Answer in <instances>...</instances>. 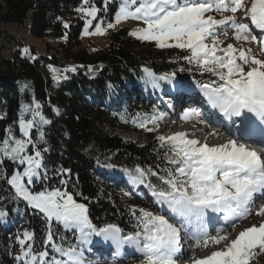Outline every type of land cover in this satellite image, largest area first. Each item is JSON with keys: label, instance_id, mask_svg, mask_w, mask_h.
Returning <instances> with one entry per match:
<instances>
[{"label": "snow or ice", "instance_id": "1", "mask_svg": "<svg viewBox=\"0 0 264 264\" xmlns=\"http://www.w3.org/2000/svg\"><path fill=\"white\" fill-rule=\"evenodd\" d=\"M109 3L117 6L114 19L97 23L96 33L103 34L132 19L142 22L143 27L129 35L141 41H154L161 49L182 50L185 54L174 59L190 65L188 72L209 75L207 80L195 81V87L204 102L230 128H235L234 138L210 144L208 138L219 136L215 130L203 141L190 138L185 131L158 136L164 167L137 164L122 169L133 189H148L158 211L130 206L133 227L126 231L117 223H93L88 205L75 198L81 194L69 189L68 179H60V187L50 186L44 159L49 149L41 144L47 143L44 126L51 121L42 115L39 102L21 105V117L13 122L18 124L19 135L10 125L0 138V180L9 186L14 201L24 202L42 219L45 231L41 250L33 247V231L26 228L22 235H16L21 248L16 261L91 264L85 258L84 246L91 244L93 237H100L111 242L115 257H120L126 247L133 249L142 257L140 264H178L185 254V245L189 249L216 248L202 257L193 254L190 264H250L256 250L264 252V220L244 228L232 239L226 228L235 230L253 211L264 217V203H260L264 201V151L244 142L257 129L264 132V0H104L105 5ZM99 11L91 0H84L80 7L79 12L86 18V35L91 34L87 25L98 18ZM230 30L240 46H222L221 37L227 38ZM253 44L259 46V56L253 54ZM64 71L75 72L76 68ZM143 72L145 83L153 88H159L161 82L173 85L178 94L192 88L191 83L177 79L175 71L158 75L144 67ZM165 116L166 113L154 111L138 127L153 132ZM198 116V110H189L182 119ZM260 143L264 146V138ZM6 161L14 165L10 174L3 168ZM69 172L59 168L55 175L63 177ZM8 214L0 207V218ZM216 221L220 227L213 235L209 226ZM54 225L64 231L54 230ZM66 233H71L72 238Z\"/></svg>", "mask_w": 264, "mask_h": 264}, {"label": "trees", "instance_id": "2", "mask_svg": "<svg viewBox=\"0 0 264 264\" xmlns=\"http://www.w3.org/2000/svg\"><path fill=\"white\" fill-rule=\"evenodd\" d=\"M103 1L91 0V4L102 15L108 9L107 15L112 18L116 4L105 6ZM83 3L84 0H0V138L10 125L19 135L18 124L13 122L21 117V105L39 102L42 115L51 121L44 126L47 143L41 144L49 149L44 159L50 186L60 187V179H68L69 189L81 194L75 198L88 205L93 223H117L131 231L128 208L142 206L129 190L110 181V171L131 169L137 164L165 166L163 151L153 137L156 130L148 132L138 123L154 111L165 113L146 101L145 96L152 99L151 92H159L166 82H161L159 88L147 85L144 67L158 75L175 71L177 79L191 83L192 88L195 81L210 77L195 70L188 72L190 65L174 59L185 54L182 50L161 49L141 41L129 35L125 26L111 32L105 47L83 43L80 35L85 17L79 12ZM26 31L44 45V50L34 43L22 42ZM13 44L15 47L7 52ZM72 67L75 72L64 71ZM24 115L31 118L28 113ZM116 127L141 129L147 133L146 141L124 139L114 132ZM106 164L115 167H104ZM3 168L10 174L14 165L6 161ZM59 168L70 172L57 176ZM10 193L9 186L0 180V207L9 213L0 218V264H18L15 257L21 248L15 237L26 228L35 234L33 247H43L42 219L24 202L14 201ZM54 230L64 231L59 225H54ZM66 235L72 238L71 233Z\"/></svg>", "mask_w": 264, "mask_h": 264}, {"label": "rangeland", "instance_id": "3", "mask_svg": "<svg viewBox=\"0 0 264 264\" xmlns=\"http://www.w3.org/2000/svg\"><path fill=\"white\" fill-rule=\"evenodd\" d=\"M103 4H104V1H103ZM105 6H107V5H105ZM107 12H108V9L105 10V12H104L105 14H103V15L97 13L98 18L93 20V23L91 25H87V31L91 33L89 35L85 34V31H86V18H85V22H84V25H83V28L81 31V35H80L83 43L89 44L91 46L95 45L98 47H105L109 42V37H110V34L113 30L118 29L122 26H125L131 32V31L135 30L137 27H143L142 22L129 19L127 21L121 22L120 24H117L115 26V28H113V29H107V31L104 32L103 34H98V33H96V30H95V25L97 23H101V21H113V19H114V14H113L112 18H110V17H108ZM217 18H219V17H217ZM103 26L106 27V24ZM32 38L33 37H31L27 33V31L22 33L21 40L23 43H34V45L37 46V48L39 50H44V45H42V43H40L37 40H34ZM221 38L224 39V45H222V46H226L227 42L229 40L233 39L232 35H231V30L229 31V35L227 38H225L223 36ZM146 42H148V41H146ZM150 43H153L156 45V42H154V41H151ZM238 43L240 46V42H238ZM19 46L24 48V45H19ZM245 46H249V45H245ZM250 46L253 49V54L259 56L260 55L259 46L255 45V44L250 45ZM14 47H15L14 44L11 45L7 49V52L10 53ZM147 48L150 50V48H152V47L147 46ZM138 52H141L140 49H138ZM45 69H46V71L48 70L47 67ZM153 94H155L154 91L151 92V95H153ZM148 98H149V95L145 96V100L149 102L150 100ZM150 102H152V101H150ZM152 105H153V103H152ZM182 106L185 108L189 107L188 108L189 110H196L194 105H192L191 103H189L188 105L187 104H183V105L180 104L179 109H177V113H179V111H180L179 115L177 113H174V112H171L169 115L166 114L165 118L163 120H161V122L159 123V126L157 127V131L154 134V138H157L160 135L168 136V135H171L175 132L186 131L187 133H194L193 135L190 134V138H196V139H199L201 141L204 140L205 135L202 136V135H200V133L207 132L208 128L203 127L201 124L204 123L208 126V125H210L209 122H206L203 119H200L199 117H194V118L189 119V120L182 119V116L186 112L185 109H183V110L180 109V107H182ZM174 109H175V107H174ZM199 116H201V115L199 114ZM195 127H196V129H195ZM209 129H210V127H209ZM114 132H116L117 135H120L124 139H127V138L131 139V141H132V139H134V140L137 139L136 141L139 143H143L146 141L147 133L145 131L143 134H139V133H133V130L130 128H127V127H124V128L123 127H116V128H114ZM217 132H219V134H220L217 137H221L222 141L225 140V138H227L226 135H222V132L221 133H220V131H217ZM211 139H212V137L209 138L208 141H210ZM222 141H220L219 139L213 140V142H216V143H219ZM123 177H124V180H125V178H127L126 176H123ZM125 182H126V186L130 187L126 180H125ZM130 192L132 194H134L135 199L139 200L138 204H140L142 206V208H145V209H148V210H151L154 212L158 211V209L153 205V203L151 201L150 193H149L148 189L141 187L140 189L135 188L134 191H130ZM79 202H81V201H79ZM260 203H264V201H260ZM261 220H264V217H260V216L256 215L255 211H253L252 214H250L246 219L241 220L237 224L235 230H233L231 227L226 228V231L230 234L229 238L230 239L235 238V236L239 233V231L243 230L246 227H250L253 224L258 225ZM214 250H216L215 247H210L207 249H204V248L189 249L188 246L185 245V247H184L185 254L178 259V264H190V261H191L193 254H195L197 257H202L204 255L210 254V252L214 251ZM126 258L128 260H131V261L127 262V260L124 261V260L120 259L117 263H114V264H140V261L142 259V257L131 258V259H130V257H126ZM132 259H134V261H132ZM105 264H108V262H106ZM250 264H264V252H261L259 255L255 252L253 257L251 258Z\"/></svg>", "mask_w": 264, "mask_h": 264}, {"label": "bare ground", "instance_id": "4", "mask_svg": "<svg viewBox=\"0 0 264 264\" xmlns=\"http://www.w3.org/2000/svg\"><path fill=\"white\" fill-rule=\"evenodd\" d=\"M177 122V121H176ZM175 123V122H174ZM176 124V123H175ZM180 124V123H179ZM177 128V127H176ZM196 129V128H195ZM207 129V128H206ZM205 130V129H204ZM256 131H259V129H257ZM221 133V132H220ZM228 133V134H227ZM226 133V137H227V139H228V137L231 135L230 133H233V132H231L230 131V133L229 132H227ZM256 133V132H255ZM258 134V133H257ZM220 135V134H219ZM222 135H224V134H222ZM211 138V137H210ZM219 139L220 141H222V138L221 137H212V139ZM209 139V138H208ZM109 173V172H108Z\"/></svg>", "mask_w": 264, "mask_h": 264}]
</instances>
